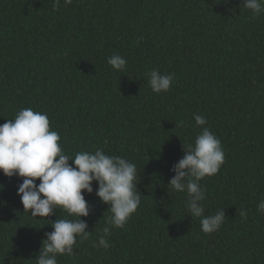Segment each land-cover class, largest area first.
<instances>
[{"label":"trees","instance_id":"16d2710c","mask_svg":"<svg viewBox=\"0 0 264 264\" xmlns=\"http://www.w3.org/2000/svg\"><path fill=\"white\" fill-rule=\"evenodd\" d=\"M52 5L0 0V124L21 108L47 113L66 155L99 148L124 157L138 170L142 194L105 249L97 245L111 206L93 181V192L84 193L90 212L81 217L90 236L77 237L73 255L58 256V264H264V214L257 211L264 199V13L254 18L243 0ZM113 54L127 61L125 72L107 63ZM153 69L175 74L169 91L152 92ZM194 113L206 125H195ZM203 127L225 154L218 173L199 181L204 215H226L209 234L188 213L187 192L167 185L183 145L194 144ZM22 179L0 171V264H36L51 223L76 218L60 207L32 217L17 195Z\"/></svg>","mask_w":264,"mask_h":264},{"label":"clouds","instance_id":"9594fccd","mask_svg":"<svg viewBox=\"0 0 264 264\" xmlns=\"http://www.w3.org/2000/svg\"><path fill=\"white\" fill-rule=\"evenodd\" d=\"M60 3L61 0H53V11L59 8ZM63 3L71 4L72 0H63ZM243 3L254 18L264 13V0H243ZM107 63L116 71H126L127 61L119 54L110 56ZM174 75L151 70L148 83L152 92L169 91ZM193 119L197 126L207 123L200 114L194 113ZM180 126H183V121ZM59 141V133L50 130L47 113L30 107L21 108L14 119L0 124V171L7 177L23 178L17 187V195L24 211L34 218H43L53 215L60 207L76 217L55 219L51 223L53 230L45 233L35 257L36 264H58V256L73 255L77 237L81 241L89 238L87 222L81 217L89 215L90 205L84 193L93 192V181L98 185L96 196L111 206V214L105 220L97 246L109 248L107 237L112 229H122L141 203L135 164L122 156L107 155L99 148L95 152L79 151L73 158L64 153ZM183 147L184 155L172 165L170 171L175 174L167 185L175 191L187 192L185 206L188 213L200 218L201 231L209 234L220 229L226 215L223 209L213 215H204L201 202L205 193L199 181L206 175L218 173L225 154L220 139L208 127L202 128L194 144ZM257 211L264 214V199L259 201ZM240 216L246 219L245 210H240Z\"/></svg>","mask_w":264,"mask_h":264}]
</instances>
